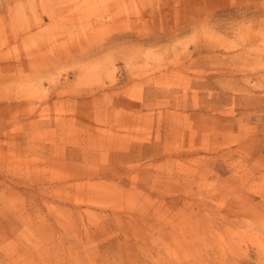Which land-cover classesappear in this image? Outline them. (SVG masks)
I'll return each instance as SVG.
<instances>
[{
    "label": "rangeland",
    "instance_id": "1",
    "mask_svg": "<svg viewBox=\"0 0 264 264\" xmlns=\"http://www.w3.org/2000/svg\"><path fill=\"white\" fill-rule=\"evenodd\" d=\"M0 264H264V0H0Z\"/></svg>",
    "mask_w": 264,
    "mask_h": 264
}]
</instances>
